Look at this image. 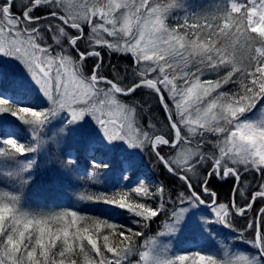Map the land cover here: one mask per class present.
I'll use <instances>...</instances> for the list:
<instances>
[{"label": "snow or ice", "instance_id": "6c2138e0", "mask_svg": "<svg viewBox=\"0 0 264 264\" xmlns=\"http://www.w3.org/2000/svg\"><path fill=\"white\" fill-rule=\"evenodd\" d=\"M0 264H264V0H0Z\"/></svg>", "mask_w": 264, "mask_h": 264}, {"label": "trees", "instance_id": "16d2710c", "mask_svg": "<svg viewBox=\"0 0 264 264\" xmlns=\"http://www.w3.org/2000/svg\"><path fill=\"white\" fill-rule=\"evenodd\" d=\"M121 64H126L127 61H115ZM146 159H144V171L146 173H149L155 180L158 181H164L165 183L170 184L173 187H178V184L174 181H172L170 178L166 176V174H162L161 170L156 168L151 161L150 157L145 156ZM39 167L34 169V181L33 184L30 186V193L32 194V197L34 194L38 195H46V197L41 200V202H38L37 204H52V203H59L62 204L64 207H68L69 204L64 197H57L55 193L58 191L59 183L52 174V172L49 170L50 167H54L55 165H50L47 161L44 160V158H41L38 161ZM219 189V194L221 197H226L229 192V187L227 184L223 185L222 187L217 186ZM62 199V202L60 203V200ZM156 226H153V229L155 230ZM154 231L152 233H149V235H153Z\"/></svg>", "mask_w": 264, "mask_h": 264}]
</instances>
